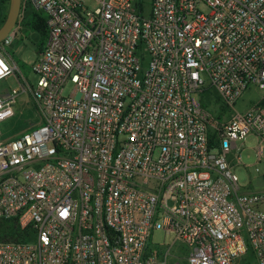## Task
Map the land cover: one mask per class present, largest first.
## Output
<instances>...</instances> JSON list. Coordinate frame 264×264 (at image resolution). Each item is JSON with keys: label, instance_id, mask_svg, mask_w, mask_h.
I'll return each mask as SVG.
<instances>
[{"label": "built area", "instance_id": "obj_1", "mask_svg": "<svg viewBox=\"0 0 264 264\" xmlns=\"http://www.w3.org/2000/svg\"><path fill=\"white\" fill-rule=\"evenodd\" d=\"M30 10L48 30L34 83L4 54L17 26L0 44V82L23 79L0 91V220L32 233L0 243V264H170L176 244L189 264H264V190L242 192L228 163L251 134L264 158V0H22L21 20ZM28 94L41 122L1 140Z\"/></svg>", "mask_w": 264, "mask_h": 264}, {"label": "rangeland", "instance_id": "obj_2", "mask_svg": "<svg viewBox=\"0 0 264 264\" xmlns=\"http://www.w3.org/2000/svg\"><path fill=\"white\" fill-rule=\"evenodd\" d=\"M91 1V0H88ZM148 3L151 0H147ZM10 7V5H9ZM33 10H30L24 20L19 19L17 25V37L15 41L5 48L4 54L14 67H18L21 74L28 82L34 83L36 76L33 73L32 66L38 58V51L44 50L47 39L32 29ZM150 12L147 6V13ZM21 74L12 75L6 80L0 82V91L21 89L23 79ZM71 86L67 89V92ZM67 94V93H66ZM262 96V91L256 87L251 88L244 96L243 100L236 106L238 111H244L252 104L257 102ZM206 102L212 111L219 115L224 107L223 100L215 90L209 92L206 96ZM41 122L38 108L30 94L22 96L16 107L15 117L5 121L1 125L3 132V141L13 139L24 132L34 130ZM262 140L254 134L248 136L244 141L238 143V147L228 156V163L231 170L239 176L242 192L255 193L264 190V158L259 161L258 149ZM259 170V171H258ZM154 239L167 245H172L171 238H167L164 233L157 232ZM184 247L176 244L171 250L170 264H189L186 256L181 254ZM238 264H258L252 252L243 256Z\"/></svg>", "mask_w": 264, "mask_h": 264}, {"label": "trees", "instance_id": "obj_3", "mask_svg": "<svg viewBox=\"0 0 264 264\" xmlns=\"http://www.w3.org/2000/svg\"><path fill=\"white\" fill-rule=\"evenodd\" d=\"M10 0H0V29L6 22L9 13ZM32 29L34 32L41 34L45 39L48 37L47 18L42 13H33ZM42 50L40 49L39 52ZM216 136H211V145H215ZM32 233L29 230H22L16 219L0 220V243H25L27 237ZM252 251H249V253ZM253 253V252H252Z\"/></svg>", "mask_w": 264, "mask_h": 264}, {"label": "water", "instance_id": "obj_4", "mask_svg": "<svg viewBox=\"0 0 264 264\" xmlns=\"http://www.w3.org/2000/svg\"><path fill=\"white\" fill-rule=\"evenodd\" d=\"M22 0H10L9 13L6 22L0 29V44L6 36L17 26L21 13Z\"/></svg>", "mask_w": 264, "mask_h": 264}, {"label": "crops", "instance_id": "obj_5", "mask_svg": "<svg viewBox=\"0 0 264 264\" xmlns=\"http://www.w3.org/2000/svg\"><path fill=\"white\" fill-rule=\"evenodd\" d=\"M38 54L40 55V52H39V51H38ZM39 55H38V58H39ZM38 58H37V59H38ZM37 59H36V60H37Z\"/></svg>", "mask_w": 264, "mask_h": 264}]
</instances>
